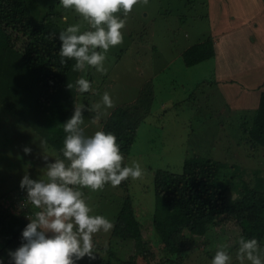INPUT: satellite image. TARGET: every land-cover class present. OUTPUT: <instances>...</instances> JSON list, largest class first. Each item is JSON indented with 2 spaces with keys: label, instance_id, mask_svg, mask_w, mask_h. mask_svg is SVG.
<instances>
[{
  "label": "rangeland",
  "instance_id": "374dc122",
  "mask_svg": "<svg viewBox=\"0 0 264 264\" xmlns=\"http://www.w3.org/2000/svg\"><path fill=\"white\" fill-rule=\"evenodd\" d=\"M53 2L54 9L59 13L50 8ZM27 3L35 10L36 17H44L51 10L63 30L74 24L81 25V32L89 30L87 21L74 9L63 8L60 0H47V3L43 0H27ZM125 19L124 29L134 31L135 35L123 37L122 44L110 47L106 53V74L101 75L94 68L78 72L77 79L83 77L89 80L95 91L81 94L76 90L74 104L91 106L101 103L105 92L110 94L114 107L125 101V105H128L138 100L144 107L145 118L138 124L135 140L122 166H132V162L136 161L145 170V175L142 180L129 178L123 181L124 188L107 184L99 191L88 188L79 190L92 208L90 215H102L114 226L121 203L127 198L128 191L132 193L134 211L141 223L140 231L147 241L146 253L150 255V250L156 251L149 221L155 203L153 180L156 169L180 171L184 159L197 154L226 163V175L236 172V181H242V178L253 180L255 187H264V180H261L264 179V147L257 145L248 133L260 92L264 90V0H148L147 5L141 3L134 6ZM211 32L217 36L214 49L219 58L223 53L226 54L227 47L217 48L215 45L221 44L231 35L228 43L231 42L232 46L229 49L238 51L235 55L240 57L238 67L243 64L256 67L250 72L254 74L253 78L243 70L241 80L245 86L236 85L234 91L230 87L233 91L230 95H226V86L235 85V82L220 79L215 67L214 70L209 69L210 64H216L215 59L187 67L178 55V51L201 41ZM248 38H252L260 47L253 49L254 44H248ZM123 46L125 51H121ZM209 77L213 81L207 82ZM149 103L148 113L146 106ZM110 110L102 108L105 114L95 122V113L84 110L82 127L85 136L90 137L100 131V120ZM31 132L22 125L14 111L0 108V189H5L1 202L8 204L3 194L6 200L15 193L21 195V199L13 196L16 203L8 205V208L23 212L27 221L34 210L21 207L26 200V193L20 191V181L25 173L32 179H46L40 140L36 133ZM25 146L32 149L30 155L23 152ZM15 170L16 175L10 179ZM9 180H12V184ZM234 191L237 193L236 188ZM232 194L235 195L234 192ZM114 230L94 236L99 252L95 260L100 257V263L108 259L105 249L110 247L109 241ZM259 254L264 259V247L259 249ZM95 260L85 257L76 264H93ZM160 260L161 256L150 259L153 262ZM146 261L138 259L139 264H145ZM211 261L208 253L198 246L185 264H211ZM245 264L250 262L245 260Z\"/></svg>",
  "mask_w": 264,
  "mask_h": 264
},
{
  "label": "trees",
  "instance_id": "16d2710c",
  "mask_svg": "<svg viewBox=\"0 0 264 264\" xmlns=\"http://www.w3.org/2000/svg\"><path fill=\"white\" fill-rule=\"evenodd\" d=\"M54 5L55 2L50 8L54 9ZM116 15L125 19L123 11ZM62 30L51 10L44 17H36L27 0H0V108L14 111L29 132L36 133L39 140L46 139L49 147L58 153L66 135L63 124L74 112L78 77V72L72 71L74 60L68 61L67 66L60 64L59 33ZM129 30H121L124 38L135 35ZM51 34H56L54 39L49 38ZM178 55L187 67L215 59L211 34L187 45ZM209 69L214 70L211 64ZM209 78L207 82L213 81ZM68 83L73 84L72 89L67 87ZM138 102L119 103L100 120V131L116 136L124 158L135 140L139 122L145 118L144 107ZM146 107L148 112L150 103ZM252 119L249 136L264 147V90L260 92ZM226 168L221 160L194 154L184 159L180 171L156 169L155 203L149 219L156 251L150 250V255L146 253L147 241L140 231L132 193L128 191L115 218L110 247L105 249L108 259L100 263L98 257L93 264H139V258L147 260L145 264H185L196 247H202L213 258L217 245L222 243L230 244L228 252L232 264H240L236 253L241 236L255 238L260 248L264 247V187H255L253 180L236 181L237 173L227 176ZM15 175L16 170L10 179ZM8 182L12 184V180ZM124 184L119 186L124 188ZM4 190L0 189V257H3V264H10L8 251H14L23 243L22 228L30 221L24 219L23 212L8 208L22 198L18 193L13 195L15 200L13 196L6 200L3 194L8 204L1 202ZM27 208L32 210L31 206ZM155 256H161V260L150 261Z\"/></svg>",
  "mask_w": 264,
  "mask_h": 264
},
{
  "label": "clouds",
  "instance_id": "9594fccd",
  "mask_svg": "<svg viewBox=\"0 0 264 264\" xmlns=\"http://www.w3.org/2000/svg\"><path fill=\"white\" fill-rule=\"evenodd\" d=\"M141 3L147 5L148 0H60L63 8L74 9L89 25V30L83 32L80 24H74L59 33L61 66L74 60V72L94 68L101 75L106 74V53L110 47L123 43L121 30L126 27V19L116 14L123 11L126 18ZM55 36L51 34L49 38ZM67 87L72 89L73 84L68 83ZM76 90L81 94L95 91L92 82L83 77L76 80ZM114 106L108 92L103 94L101 103L91 106L75 103L72 116L63 124L66 135L59 153L49 148L46 139L39 141L46 179H32L25 173L20 181V189L26 192L21 207L31 206L36 211L27 217L30 222L22 231L23 243L8 251L10 264H76L85 257L96 259L99 252L94 236L109 233L115 226L102 215H90L92 208L79 189L99 191L107 184L118 187L129 178L142 180L145 175L136 161L132 166H122L124 156L113 133L97 131L90 137L84 134L85 109L95 113V122L105 114L102 108ZM23 152L30 155L32 149L25 146ZM238 244L236 256L240 264H245V260L264 264L257 239L241 236ZM229 247L228 243L217 245L211 264H232Z\"/></svg>",
  "mask_w": 264,
  "mask_h": 264
},
{
  "label": "crops",
  "instance_id": "0c3cea01",
  "mask_svg": "<svg viewBox=\"0 0 264 264\" xmlns=\"http://www.w3.org/2000/svg\"><path fill=\"white\" fill-rule=\"evenodd\" d=\"M210 31H211V29H210ZM253 34H254V32H253ZM222 35L225 36L224 33ZM211 36H212V38L215 41V36L216 35L211 32ZM230 36H228L227 39L223 40L221 42V44L219 43V44L215 45V47H217V48L227 47V52L228 53L227 52H226V54L223 53L220 58H219V55L216 53L215 60L217 62H216L215 65H211V67L213 69L215 67V69L219 71V78L220 79L229 80V81L235 82L234 83L235 85H231L230 86V84H228L226 86V91H225L226 92V95H230L231 93H233L234 87L236 85H239V86H242L243 85V86H245L242 83L243 80H241V74L244 73L243 70H245L246 75L248 74L247 76H251V78H253L254 77V74L251 75L250 72H252V70L256 69V67H254V66L251 67V65H248V64H243L242 66L238 67L237 63H238V60L240 59V57H235V55L237 54L236 52H238V51H236V49H234L233 51L230 50L231 49V46H232V43L231 42L228 43V40L230 39ZM253 37H254V40H256V37L255 36H253ZM247 43L248 44H251V43L254 44V47H252L253 49H256V48H259L260 47L258 45V43H255L252 40V38L251 39L248 38V42ZM229 47H230V49H229ZM256 50H254V51H256ZM242 67H244V68L242 69ZM261 69H263V68H261ZM222 82H225V81H222ZM247 85H248V83H247ZM230 87L232 88L233 91L229 89Z\"/></svg>",
  "mask_w": 264,
  "mask_h": 264
}]
</instances>
